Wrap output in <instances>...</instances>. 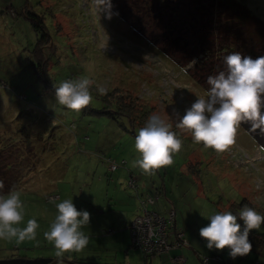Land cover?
<instances>
[{
  "label": "rangeland",
  "instance_id": "1",
  "mask_svg": "<svg viewBox=\"0 0 264 264\" xmlns=\"http://www.w3.org/2000/svg\"><path fill=\"white\" fill-rule=\"evenodd\" d=\"M112 1L117 11L112 8L109 18L93 11V0H0V171L23 173L16 188L22 190L25 221L39 222L35 239H0V264H55V249L43 233L55 204L68 197L89 211L84 230L90 239L82 251L66 254L65 264H158L162 254L172 264H185L180 250L190 253L186 264H233L227 247L207 248L199 229L215 211L236 212L247 204L264 213V148L240 126L235 142L217 152L175 128L172 110L182 114L208 89L206 77L226 69L224 57L238 47L236 28L230 34L232 20L218 23L215 12L209 28L185 34L191 46L206 51L173 55L153 14L142 17L124 0ZM236 1L264 24V0ZM193 61L199 62L195 68ZM200 66L201 77L195 74ZM78 77L91 80L93 100L72 110L56 100L55 87ZM153 113L169 117L183 145L170 165L145 171L134 163V141ZM107 157L121 167L110 172ZM129 175L136 191L127 186ZM145 193L155 197L150 209L158 214L159 232L147 248L161 253V245L170 243L151 259L131 246L137 195ZM172 207L180 235L164 232L162 217ZM251 231L264 233V224ZM256 249L240 264H264V248ZM176 250L182 257L170 259Z\"/></svg>",
  "mask_w": 264,
  "mask_h": 264
},
{
  "label": "clouds",
  "instance_id": "2",
  "mask_svg": "<svg viewBox=\"0 0 264 264\" xmlns=\"http://www.w3.org/2000/svg\"><path fill=\"white\" fill-rule=\"evenodd\" d=\"M93 5L96 14L112 16V0H93ZM224 63L226 69L207 77L208 89L186 106L182 114L175 108L172 110L177 116L175 128L190 131L195 142H203L217 152L225 151L235 142L242 121L264 131V55L253 58L234 51L224 57ZM91 83L88 77L62 80L55 87V98L68 109L80 110L93 100ZM182 145L181 134L174 130L169 117L153 113L135 136L134 147L139 156L134 163L145 171L170 165L173 153ZM55 208L56 214L43 235L55 249V264H65L66 254L88 246L90 237L84 226L89 224L90 213L78 209L72 197L60 200ZM25 214L21 189L0 193V239H35L39 222L35 217L25 221ZM206 218L209 223L199 229V235L205 238L207 248L227 247L233 259L249 253L250 231L264 224V213L247 204L236 212L215 211Z\"/></svg>",
  "mask_w": 264,
  "mask_h": 264
},
{
  "label": "trees",
  "instance_id": "3",
  "mask_svg": "<svg viewBox=\"0 0 264 264\" xmlns=\"http://www.w3.org/2000/svg\"><path fill=\"white\" fill-rule=\"evenodd\" d=\"M128 7H131L136 11L137 14L143 17V12L146 15H154L156 20L155 24L161 27L164 32L162 35L167 39V44L170 47V52L174 55L176 52H181L183 50H189L191 55L201 54L203 51H206V48H200L199 45H190V41L187 39L185 34L187 32H198L201 31L203 27H210L212 24V17L215 12L218 14L219 19L217 22H221L223 19L225 21L232 20V24L229 25L230 34L234 31L233 39H235L238 47L236 49H230L229 51L234 52L239 49L242 55H249L253 58L262 55V50L264 49V24L251 17L248 12V9L244 6H241L236 0H213V4H207L208 0H124ZM113 8L116 10V7L112 1ZM213 6L217 7L216 10L213 9ZM117 11V10H116ZM214 11V13H213ZM197 14V15H196ZM207 17L206 19H204ZM247 17L249 20H246ZM240 19L245 21L234 22V19ZM146 19V18H145ZM205 20H209L206 22ZM130 23V21L127 19ZM223 21V22H225ZM206 24L208 26H206ZM263 28V30L260 29ZM132 28L135 30L134 26ZM246 28V29H245ZM166 42V41H165ZM191 47V48H190ZM229 54V53H228ZM187 59L185 55L182 59ZM187 59V62H191L192 60ZM179 59L176 58L175 62L178 63ZM179 67L180 64H177ZM199 65L198 61L193 63V67H197ZM225 65V64H224ZM226 66V65H225ZM202 72L195 73L201 77L204 74V70L202 66H200ZM193 79V78H192ZM207 79V77H206ZM196 82V81H195ZM118 107L123 109L125 104L120 103L118 100ZM240 126L250 135V137L256 142L257 146L260 148H264V131L256 128L253 129L251 127L250 122L242 121ZM111 161H114L116 167L112 170L109 167ZM124 161V160H122ZM105 162L108 163V170L110 172H114L118 169L121 162H117L115 159L111 157L105 158ZM3 171V169H2ZM17 176V177H16ZM15 177L6 175L5 173L0 171V193H7L10 189L16 188L20 182L23 173L16 175ZM131 179H134L132 175H129V179L127 182V186L131 187L135 191L137 190L136 181L132 182ZM131 181V183H130ZM137 194V192H136ZM150 194L151 193H145ZM145 194H138L137 198H141ZM154 197V196H153ZM139 204V201H138ZM140 214L138 209L137 215ZM249 239L252 241V248L257 251L264 248V233L250 231ZM176 251H172L171 255L177 254ZM144 254V253H143ZM229 254H227L228 256ZM164 256V255H162ZM146 259H149L147 255L144 254ZM243 256H238L235 259L232 257H228L233 260V264H238L241 262ZM227 259V258H226ZM147 262V260H146ZM145 262V263H146Z\"/></svg>",
  "mask_w": 264,
  "mask_h": 264
},
{
  "label": "built area",
  "instance_id": "4",
  "mask_svg": "<svg viewBox=\"0 0 264 264\" xmlns=\"http://www.w3.org/2000/svg\"><path fill=\"white\" fill-rule=\"evenodd\" d=\"M109 167L111 169H114L116 167V164L114 161L110 162ZM131 183V181H130ZM155 197L151 196L150 194H145L141 198L138 199V209L140 211L139 215H136L135 219L130 223V232H131V246L139 248L142 250V252L151 259V255L155 253L153 256H159L162 252L167 250V245L170 243L167 242L166 245L162 244L161 247L163 251L158 252L157 248H151L148 249L149 246L148 243L157 242L159 240L158 227L154 223L155 216H158L156 212H154L152 209H150V206L154 203ZM174 208L172 207L171 211L168 212L167 216L162 217L163 223H165V234L166 235H180L178 229L175 228V221L174 218L171 220V216L173 214ZM175 216V215H174ZM158 218V217H157ZM136 227L137 229L132 233L133 228ZM169 249L172 250L171 245L169 246ZM160 253V254H159ZM165 255V254H162ZM182 257L181 254L177 253L176 255H170L169 258L174 259L176 257L177 259L179 257Z\"/></svg>",
  "mask_w": 264,
  "mask_h": 264
},
{
  "label": "crops",
  "instance_id": "5",
  "mask_svg": "<svg viewBox=\"0 0 264 264\" xmlns=\"http://www.w3.org/2000/svg\"><path fill=\"white\" fill-rule=\"evenodd\" d=\"M188 238H190V237L188 236ZM180 253H182L186 257V262H187L188 261L187 255L190 257V253L189 252L185 253L184 251L182 252L181 250H180ZM167 258L168 257L166 255L158 257V264H172V263L168 262ZM186 262H185V264H186ZM146 264H148V263L146 262ZM238 264H240V262Z\"/></svg>",
  "mask_w": 264,
  "mask_h": 264
}]
</instances>
